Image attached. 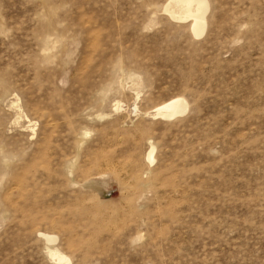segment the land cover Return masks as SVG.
Listing matches in <instances>:
<instances>
[{
  "label": "rangeland",
  "instance_id": "rangeland-1",
  "mask_svg": "<svg viewBox=\"0 0 264 264\" xmlns=\"http://www.w3.org/2000/svg\"><path fill=\"white\" fill-rule=\"evenodd\" d=\"M166 1L0 0V95L37 142L0 104V264H264V0H208L199 37Z\"/></svg>",
  "mask_w": 264,
  "mask_h": 264
},
{
  "label": "bare ground",
  "instance_id": "bare-ground-1",
  "mask_svg": "<svg viewBox=\"0 0 264 264\" xmlns=\"http://www.w3.org/2000/svg\"><path fill=\"white\" fill-rule=\"evenodd\" d=\"M161 9L171 20L177 23H188L189 32L194 37L201 36L205 31L207 15L210 9L208 0H167ZM0 104L6 106L7 110L11 113V119L9 122L10 128L15 127L18 132L24 135V138L22 139L23 143H27L29 146L37 143L33 140L36 122L30 119L26 112H24L17 95L8 94L3 96L1 94ZM120 106L121 104L119 102H115L113 109L118 110ZM188 107L189 103L185 97L175 95L154 106L152 116L154 118L169 121L186 113ZM154 151L155 145L152 140L148 139L147 149L144 156L148 163L153 162ZM0 154V160L4 162H10L15 156L13 151L7 150L2 151ZM92 185H94L92 182L88 184V186ZM38 234L46 244H51L57 241V236L55 234L43 231H39ZM46 248L47 254L53 262L57 264H71L70 258L57 247L46 245Z\"/></svg>",
  "mask_w": 264,
  "mask_h": 264
}]
</instances>
